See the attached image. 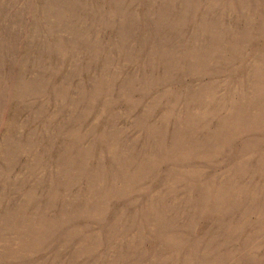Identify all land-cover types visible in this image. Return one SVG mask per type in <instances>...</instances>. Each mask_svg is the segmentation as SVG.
I'll return each instance as SVG.
<instances>
[{
    "label": "rangeland",
    "instance_id": "374dc122",
    "mask_svg": "<svg viewBox=\"0 0 264 264\" xmlns=\"http://www.w3.org/2000/svg\"><path fill=\"white\" fill-rule=\"evenodd\" d=\"M0 264H264V0H0Z\"/></svg>",
    "mask_w": 264,
    "mask_h": 264
}]
</instances>
